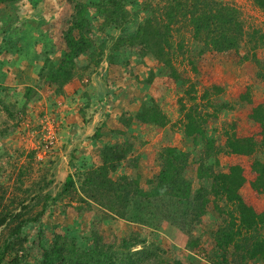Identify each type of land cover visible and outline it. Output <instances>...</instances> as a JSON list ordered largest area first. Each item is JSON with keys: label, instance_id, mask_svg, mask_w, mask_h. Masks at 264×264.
<instances>
[{"label": "rangeland", "instance_id": "obj_1", "mask_svg": "<svg viewBox=\"0 0 264 264\" xmlns=\"http://www.w3.org/2000/svg\"><path fill=\"white\" fill-rule=\"evenodd\" d=\"M75 1L88 5L92 51L100 63L93 71L78 67L74 79H78L79 88L68 90L66 84L61 91L55 85L40 83L38 73L47 58L54 67L60 63L65 51L63 32L71 22L73 4L67 0L0 3V207H25L24 213L30 207L32 217L40 212L43 197L49 198L40 220L24 228L26 262L38 263L41 245L49 246L55 235L74 240L86 250L95 231L104 243L119 245L127 240L133 245L132 252L144 250L143 264L222 263L220 252L215 250V234L221 229L231 231L229 224L233 219L229 213L233 207L212 196V180L206 175L227 172L230 166L239 165L245 178L240 195L257 214L264 216V193L251 187L255 177L251 170L253 160L264 163V136L259 126L249 120L251 110L264 105V0H213L239 12L242 39L235 50L228 52L205 46L193 36L185 21L173 25L167 59L176 72V80L163 61L149 54L141 56L139 47L113 50L117 38L133 36L151 10L167 0H123L129 20L121 28L103 25V17L92 7L98 0ZM149 57L152 63L142 61ZM123 58L128 59L126 64ZM139 62L144 63L140 70ZM114 71L116 84L109 77ZM30 86L35 92L26 101L25 89ZM112 86L118 87L119 95L109 99V94L102 92L112 90ZM91 91L102 94L101 98L90 96ZM150 100L167 115L165 127L140 123L135 126V122L125 127L120 122L124 114L133 118L137 112L134 108ZM186 114L199 120L197 126L204 130L206 139L184 135ZM94 117L103 128L92 136L99 134L96 139L100 140L92 138L95 144H91L92 153H99L100 163L104 144H133L131 155L111 174L113 179L125 172L137 173L142 188L148 189L159 172V153L163 148L174 147L188 155L186 178L192 184L193 197L199 198L206 210L193 230L192 249L187 248L188 237L168 223L158 228L127 229L120 219L110 218L106 220L118 222L105 227L101 223L105 214L98 206L82 203L78 192L62 193L68 175L79 188L83 175L96 168L95 163L85 165L81 157L88 147L79 146ZM156 137L159 141H154ZM249 137L254 141L253 155L229 154V140ZM149 143L150 153L144 154ZM263 232L264 225L236 237L227 247L229 264H262L245 256L246 244ZM5 237L6 230L0 232V245ZM10 260L6 256L3 264H10Z\"/></svg>", "mask_w": 264, "mask_h": 264}, {"label": "trees", "instance_id": "obj_2", "mask_svg": "<svg viewBox=\"0 0 264 264\" xmlns=\"http://www.w3.org/2000/svg\"><path fill=\"white\" fill-rule=\"evenodd\" d=\"M15 1L17 0H0V3ZM67 1L73 4V16L63 32L65 51L62 59L56 67L52 65L50 59H45L38 73L40 83L55 85L59 91L77 77L79 57L88 55L90 64L96 69L100 63L92 51L94 42L90 37L88 5L75 0ZM92 7L96 14L103 17L104 26L113 25L121 28L129 20V13L123 0H98ZM180 21L190 25L196 39L218 52L235 50L242 39L243 27L239 12L235 8L213 0H167L164 4L158 5L157 9L151 10L150 16L137 28L133 36L117 38L113 50L121 46L139 47L143 51L141 56L149 54L158 61H163L171 69V75L176 80V72L167 56L171 49L172 26ZM99 47L102 50L104 46L101 44ZM34 92L33 87H26V101L31 99ZM119 119L125 127L133 120L160 128L168 123L167 115L154 100L142 104L133 118L124 114ZM184 119L187 121L184 126L186 137L199 136L206 139L204 130L197 126L199 120L189 114H186ZM249 120L259 126L261 135L264 136V105L254 107L249 114ZM98 136L99 134L95 137ZM226 147L231 155L251 156L254 141L250 137L234 138L227 142ZM132 152L133 144L130 141L104 144L100 150L101 164L83 175L79 188L75 187L73 177L68 175L62 193L67 194L71 190L78 192L82 203L87 206L94 204L102 210L105 214L104 220L120 219L150 228H158L163 223H168L188 237L187 248L192 249L193 230L201 223L206 210L203 202L193 197L192 184L186 178L188 155L174 147L163 148L159 153V172L154 180L149 182L150 187L144 189L138 178L126 175L117 179L111 177ZM251 170L255 176L251 183L252 189L257 193H264V163L258 159L253 160ZM206 177L212 180L210 190L212 196L233 207L229 213L233 219L229 224L231 231L221 229L215 234V250L220 252L222 261L220 264H229L227 247L243 232L250 233L263 226L264 216L257 214L240 195L245 178L239 165L230 166L227 172L210 173ZM43 200L40 212L32 217L29 215L30 207L26 213L25 207L14 210L0 207V232L6 230V237L0 245V264L4 263L8 255L11 257L10 264H29L24 254L26 240L23 231L29 224L40 220L49 198L45 196ZM25 215L29 216L25 218ZM91 241L90 248L82 250L74 240L55 235L49 246L41 245V258L36 264H143L145 261L144 250L132 252L133 245L127 240H122L119 245L107 244L93 231ZM245 258L264 264V232L246 244Z\"/></svg>", "mask_w": 264, "mask_h": 264}, {"label": "crops", "instance_id": "obj_3", "mask_svg": "<svg viewBox=\"0 0 264 264\" xmlns=\"http://www.w3.org/2000/svg\"><path fill=\"white\" fill-rule=\"evenodd\" d=\"M125 57H127V56H125ZM124 59V58H123ZM127 59V58H126ZM126 59H124L123 61L125 62V64L127 63V61H128V59L126 60ZM147 59H149V60H146V58H143V62L144 63H146V61L147 62H149V63H152V61H150L151 59H150V57L149 58H147ZM143 62H139V63H141V65H139L138 67H137V69H139L140 70V68L144 65V63ZM77 66L78 67H88V68H90L89 69V71H93V70H95L96 68H94L91 64H90V62H89V60H88V58H87V56L86 55H83V56H81V57H79L78 58V60H77ZM92 67V68H91ZM135 66H133V68H134ZM111 68H112V66L110 67V70H111ZM121 68L123 69V67L121 66ZM142 71V70H141ZM147 71H148V69H147ZM110 72V71H109ZM116 76H117V74L115 73V71L114 72H112V73H110V76L109 77H113L112 78V80H110L113 84H116V79H114V78H116ZM35 79V77H30V80L31 81H33ZM79 81H78V79H73L70 83H68L67 85H66V87L65 88H67L68 90H70V89H78L79 88ZM115 86H112L111 88H112V90H113V92H112V90H110V89H108V90H103V92L102 93H104L105 95L106 94H109L108 95V97H109V99H110V97H113L114 95H119V90H118V87L116 86V88H114ZM114 88V89H113ZM66 89V90H67ZM100 90H101V87H100ZM87 91V90H86ZM90 96H95V97H99V98H101V96H102V94H96V93H93V91H91V94H90ZM115 98H117V97H115ZM106 100H107V98H106ZM137 108H139V107H135L134 108V110H138ZM122 111H124V110H122ZM97 121V119L94 117V119L92 120V122L90 123V124H87V127H86V129H87V132H85L84 133V138H85V141H83L81 144L79 143V146H81L80 148H82V147H84V149L85 148H90L91 150H89L88 148H87V150L84 152L85 153V156H83V157H81V159L82 160H84L85 161V165H87V166H91L92 165V163H95V167H97V166H99L101 163H100V160H99V153L98 154H93L92 153V151H94V148H92V145L91 144H95V143H93V141H92V138H95L94 139V141H96V140H100V139H96V137L94 136V137H92L96 132H100L101 130H100V128H102V124H99L98 125V123L96 122ZM132 122H135L136 124H135V126H138L139 125V123L138 122H136L135 120H133ZM144 126H146V125H144ZM117 129H119L120 128V126H117L116 127ZM90 129L92 130L91 131V133H90ZM103 129V128H102ZM142 130H143V128H142ZM140 133L138 132V134L137 135H139ZM87 135V136H86ZM83 138V139H84ZM91 138V139H90ZM154 141H159L158 140V138L156 137L155 138V140ZM92 142V143H91ZM91 146V147H90ZM147 147H146V149L145 150H143V153H144V151L146 152V153H150V151H149V149H150V147H151V145H150V143L149 144H147L146 145ZM83 152V151H82ZM97 153V152H96ZM145 154V153H144ZM144 156V155H143ZM97 160V161H96ZM94 167V166H93ZM125 175H131L132 177H134V178H136V177H138V174L137 173H134L133 174V172H125ZM147 175V174H146ZM140 177H141V174H140ZM150 176H148V178H149ZM118 222V220H112V221H107V220H105V221H102L101 223L103 224V226H105V227H110L112 224H114V223H117ZM120 222H122V223H124L125 225L124 226H127V229H129L130 227L132 228V227H140V225H137V224H133V223H128V222H125V221H121L120 220Z\"/></svg>", "mask_w": 264, "mask_h": 264}]
</instances>
